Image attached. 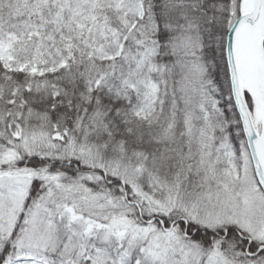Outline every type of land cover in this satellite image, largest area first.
<instances>
[{
    "label": "snow or ice",
    "instance_id": "1",
    "mask_svg": "<svg viewBox=\"0 0 264 264\" xmlns=\"http://www.w3.org/2000/svg\"><path fill=\"white\" fill-rule=\"evenodd\" d=\"M0 264H264V0H0Z\"/></svg>",
    "mask_w": 264,
    "mask_h": 264
}]
</instances>
